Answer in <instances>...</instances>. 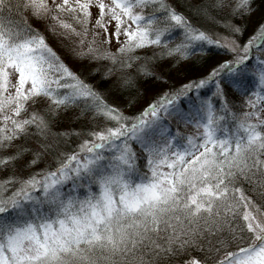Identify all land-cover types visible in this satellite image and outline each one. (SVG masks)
Segmentation results:
<instances>
[{
	"label": "snow or ice",
	"instance_id": "snow-or-ice-1",
	"mask_svg": "<svg viewBox=\"0 0 264 264\" xmlns=\"http://www.w3.org/2000/svg\"><path fill=\"white\" fill-rule=\"evenodd\" d=\"M256 11L255 0H0V264H264ZM213 45L227 58L133 114L89 82L119 71L109 91L130 92L157 76L140 51L179 65ZM65 116L80 128L60 130ZM72 135L80 143L61 151Z\"/></svg>",
	"mask_w": 264,
	"mask_h": 264
},
{
	"label": "trees",
	"instance_id": "trees-1",
	"mask_svg": "<svg viewBox=\"0 0 264 264\" xmlns=\"http://www.w3.org/2000/svg\"><path fill=\"white\" fill-rule=\"evenodd\" d=\"M255 7L257 11L254 13L253 19H258L262 13H264V0H255ZM238 22V21H236ZM34 24L39 25L36 21H33ZM203 29H207L204 25L206 22H201ZM208 23V22H207ZM204 24V25H203ZM214 29L220 30L222 26L211 25ZM252 24H249V33L251 32ZM223 29V28H222ZM49 42L57 48L58 51H65L63 45L59 43V40L56 36L51 33H48ZM180 36L178 32L171 37L172 43H179ZM66 43V42H65ZM210 48L209 52L200 53L196 52L193 56L188 57L186 60H183L177 65L176 61L167 56H160L159 49L152 47L140 51L138 54L140 56L149 57V63L155 65V70L157 76L152 79H147L143 76L138 77V86L136 89L125 92H114L109 91V85L112 81L120 74L119 71L113 73V76L109 78L106 82L104 78L99 75V73L89 72L91 79L89 82H94L98 86V90L105 93L106 98L112 102L115 101L118 105L123 107V110L128 114H133L141 110L143 107H146L148 103L157 98L158 94L163 93L166 90L179 88L182 84L187 83L190 80H195L202 75H205L212 66L216 64L217 61L227 58L225 50L217 46H206ZM153 53H156V56L153 57ZM255 62V61H254ZM73 67H84V65L77 63L75 60L71 61ZM87 63V62H86ZM94 66L99 68L101 71L103 67L108 64L107 61H98L92 62ZM108 66H111L110 64ZM162 74V75H161ZM255 80L251 81L252 87L255 86ZM212 91H214V86L209 84L201 90V95L211 96ZM196 93L190 91L189 96H195ZM182 104L181 107H187L189 105V99L181 98ZM129 101H132L129 105ZM218 106V105H217ZM237 107L243 111H247L246 108H243L242 105L237 103ZM78 111V109L76 110ZM81 126V122L75 119L74 116H65L61 122L60 130L64 129H78ZM176 122L173 120L171 122V129L173 132L176 130ZM229 130H232L233 125L231 122L228 123ZM191 131V126L188 129ZM224 132L221 129L218 133V138L223 136ZM31 142V141H30ZM15 143H21V140H16ZM80 143V139L76 136H68L64 140L60 141L61 151H72L75 149V146ZM3 174L0 173V176Z\"/></svg>",
	"mask_w": 264,
	"mask_h": 264
},
{
	"label": "rangeland",
	"instance_id": "rangeland-1",
	"mask_svg": "<svg viewBox=\"0 0 264 264\" xmlns=\"http://www.w3.org/2000/svg\"><path fill=\"white\" fill-rule=\"evenodd\" d=\"M204 25V24H203ZM207 29L206 30H210V31H214V32H219V33H223L224 35H228L227 31L223 28H221L220 30L214 29L213 26H211L210 23H205L204 25ZM66 43H68V41H65ZM113 46L115 45V41L112 42ZM193 130V129H192Z\"/></svg>",
	"mask_w": 264,
	"mask_h": 264
}]
</instances>
